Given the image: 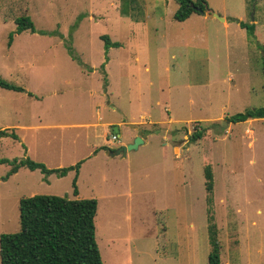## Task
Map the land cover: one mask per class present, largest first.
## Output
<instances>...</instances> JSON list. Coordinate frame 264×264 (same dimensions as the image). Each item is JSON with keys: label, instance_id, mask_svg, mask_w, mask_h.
<instances>
[{"label": "rangeland", "instance_id": "obj_1", "mask_svg": "<svg viewBox=\"0 0 264 264\" xmlns=\"http://www.w3.org/2000/svg\"><path fill=\"white\" fill-rule=\"evenodd\" d=\"M205 1L227 26L178 20L175 0H0V79L20 87H0V129L17 136H0V234L19 229L22 197L96 198L103 264H207L209 224L220 264H264V118L224 120L264 107V0ZM21 15L34 32H15ZM25 158L80 165L6 177Z\"/></svg>", "mask_w": 264, "mask_h": 264}, {"label": "trees", "instance_id": "obj_2", "mask_svg": "<svg viewBox=\"0 0 264 264\" xmlns=\"http://www.w3.org/2000/svg\"><path fill=\"white\" fill-rule=\"evenodd\" d=\"M178 8L174 18L184 20L195 7L205 9V0H175ZM239 26L246 29L249 37L254 35V25L237 21ZM16 30L35 31L34 23L28 15L16 17ZM44 33V31H41ZM105 46H119L117 42H110L107 35H103ZM9 36L8 45L11 44ZM0 87L6 89H20L7 81L0 79ZM264 118V107L247 109L226 117V122H242L247 119ZM203 129L196 130L192 140L203 135ZM11 135L17 139L14 132L0 129V136ZM100 148H105L101 146ZM76 165L60 168H48L43 163L29 158L11 162V168L6 177L14 174L20 166H27L30 170L39 169L44 174L54 173L63 176L67 171L78 169ZM205 189L212 192L213 175L209 166L205 168ZM73 194L77 195V187L73 181ZM208 201L210 197L208 196ZM19 229L15 232L0 234V264H103L102 257L95 239L94 218L97 213L96 198H68L58 195L35 194L19 199ZM210 219V218H209ZM208 242L210 250L207 264H220V243L214 224L208 225Z\"/></svg>", "mask_w": 264, "mask_h": 264}, {"label": "water", "instance_id": "obj_3", "mask_svg": "<svg viewBox=\"0 0 264 264\" xmlns=\"http://www.w3.org/2000/svg\"><path fill=\"white\" fill-rule=\"evenodd\" d=\"M195 10L203 16H211V17L217 18L219 21L225 20L224 17L220 16L218 13L212 11L211 9H209L207 7L205 9L195 7ZM142 142L143 141L140 137H136L132 143L122 145L119 148L115 149L114 151H110L109 154L110 155H117V154H123L124 155L126 153V151H128L130 149H135L138 146V144H140Z\"/></svg>", "mask_w": 264, "mask_h": 264}, {"label": "crops", "instance_id": "obj_4", "mask_svg": "<svg viewBox=\"0 0 264 264\" xmlns=\"http://www.w3.org/2000/svg\"><path fill=\"white\" fill-rule=\"evenodd\" d=\"M222 23H224L225 24V26H227V22H226V19L224 20V21H221ZM248 120H251V119H248ZM247 121V120H246ZM107 123V122H106ZM105 123V124H106ZM104 124V125H105ZM109 124V123H108ZM107 124V125H108ZM104 135H106V134H104ZM140 137H142L141 135H139ZM107 139V138H106ZM143 139V141H145V139L144 138H142ZM108 140V139H107ZM107 140H104L103 142H102V144H100L99 146H97V149H96V151L97 150H99V149H101V150H104L105 152H106V154L108 155V156H114V155H110L109 154V152L111 151V150H107V149H103V148H100L102 145H105L106 143H110V142H107ZM127 143H131V142H127ZM126 145V144H125ZM56 168H60V167H56ZM77 195H78V191H77ZM97 200V199H96ZM97 208H98V202H97Z\"/></svg>", "mask_w": 264, "mask_h": 264}, {"label": "built area", "instance_id": "obj_5", "mask_svg": "<svg viewBox=\"0 0 264 264\" xmlns=\"http://www.w3.org/2000/svg\"><path fill=\"white\" fill-rule=\"evenodd\" d=\"M112 140H117V137L115 135H112Z\"/></svg>", "mask_w": 264, "mask_h": 264}]
</instances>
